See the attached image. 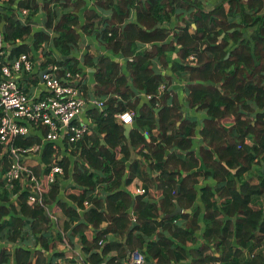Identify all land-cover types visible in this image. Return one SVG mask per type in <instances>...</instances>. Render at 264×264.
<instances>
[{
	"label": "trees",
	"instance_id": "16d2710c",
	"mask_svg": "<svg viewBox=\"0 0 264 264\" xmlns=\"http://www.w3.org/2000/svg\"><path fill=\"white\" fill-rule=\"evenodd\" d=\"M94 1L95 8L86 11L84 0H7L1 9L8 60L21 54L33 59V51H42L44 66L57 67L54 74L63 81L68 72L82 74L83 67H92L96 95L109 97L106 110L89 111L96 126L79 144L86 165L74 164L80 192L71 198L82 210L90 202L91 209L79 214L62 201L60 184L49 185L44 178L45 205L56 204L65 218L56 237L45 209L28 201L29 192L18 183L8 189L4 174L10 161L1 160L0 237L16 245L14 263L54 264L63 258L73 264L62 252L45 253L66 237L71 243L77 237L86 264H123L137 250L156 264H264V0H219L211 10L201 0ZM22 10L30 19L42 16L54 36L24 25L18 18ZM185 13L194 29L191 24L165 28ZM84 37H95L119 59L87 53L79 61L74 53ZM174 54L177 61H170ZM167 80L186 81L187 106L206 114L199 132L198 119L183 116L171 88L159 96ZM79 85L84 91V83ZM141 94L152 98L142 104ZM128 111L136 117L127 136L117 116ZM197 134L198 152L193 149ZM38 141L18 139L16 145ZM56 153L55 146H47L44 165L34 170L38 176L48 173ZM58 165L69 172L65 158ZM198 177L215 185L201 186ZM137 180L145 195L132 194ZM97 186L106 198L87 195ZM177 206L184 213L174 215ZM11 257L0 247V264H11Z\"/></svg>",
	"mask_w": 264,
	"mask_h": 264
},
{
	"label": "built area",
	"instance_id": "2783aa9c",
	"mask_svg": "<svg viewBox=\"0 0 264 264\" xmlns=\"http://www.w3.org/2000/svg\"><path fill=\"white\" fill-rule=\"evenodd\" d=\"M6 3L7 0H0V8ZM28 14V10H22L21 20L24 21ZM48 33L51 38L54 36L53 30H49ZM7 46L4 30L0 26V146L8 150L14 160L4 174V180L11 191L15 189L16 183H21L24 190L29 192L28 201L45 208L49 213L48 207L45 206L44 179L38 178L33 170L22 162L25 156L40 152L41 146L36 144L17 146V139L29 135V128L25 124L30 123L38 130H46L48 142L64 141L70 145H76L95 127L92 121L89 123L79 121L81 115L88 108L103 112L106 110L107 99L97 96L86 98L83 95L82 86L79 85L80 74L68 72L63 81L55 76L57 67L54 66H50L42 76L46 95L39 97L30 95L25 86L16 79V74L29 73L33 70L31 58L27 54H21L13 61L4 63L2 58L7 55ZM47 49L48 45L43 44L41 50L47 51ZM189 61L196 62L194 56H191ZM167 90V84H162L158 90L159 96ZM135 117L134 111L117 116L124 126H132ZM144 133L146 137H149L148 130ZM62 175L63 169L59 165L53 166L46 177L47 184H54ZM137 194L145 195L146 191L144 188L138 189ZM85 205L89 207L87 202ZM67 247H69L68 244ZM145 261V255L138 251L130 256L129 264H145Z\"/></svg>",
	"mask_w": 264,
	"mask_h": 264
},
{
	"label": "crops",
	"instance_id": "0c3cea01",
	"mask_svg": "<svg viewBox=\"0 0 264 264\" xmlns=\"http://www.w3.org/2000/svg\"><path fill=\"white\" fill-rule=\"evenodd\" d=\"M84 1H85V7H86V8H84L85 11L95 8L94 7V4H95L94 0H84ZM201 1L205 5L206 10H211L219 2V0H201ZM1 9H2V7L0 8V16L2 14ZM59 9L62 10L60 7H59ZM19 17L21 20V16H18V18ZM22 23L24 25L30 24L32 26L33 30H35V31H46V32L49 31L44 26V18L42 16H36V17L30 19V14H28V17L25 18L24 21H22ZM184 24H191L193 29L195 28V25L192 24V21L190 20L189 16L186 13L181 14L178 18L173 17L170 22L165 24V28H167L169 30H173L174 28H177L179 26L183 27ZM0 26H1V28H3V25L1 23H0ZM6 51H7V55L4 58H2V61L4 63L11 61V60H8V58H7L10 55L9 46H7ZM87 53H89L94 58H97L101 55H110L111 57H113L109 52H107L105 50L104 46L101 45L95 37H84L82 42L80 43L78 49L75 51L74 55L79 61H82L83 57ZM33 55H34V57H33V59H31V62L33 63V70L29 73L21 72V73L16 74V79L18 80V82L21 85L25 86V89L27 90V92H29L30 95H33L36 97L45 96L47 92L43 86L42 74L44 71H47L50 66L49 67L44 66V64L46 62V58L44 56V53L42 54L41 51H39L37 53H35L33 51ZM113 58H115L117 60L119 59V57H113ZM169 60L170 61H177V56L174 54L172 57L169 58ZM155 63H156L155 67L157 68V70H159L164 77H168L169 74L168 73L166 74L167 70L163 69V66L160 64V62L156 61ZM82 69H83V71H82V74H80V77H81L80 81L83 82L85 85L83 95L86 98H88L90 96H97L96 95V81H95V77H94V73H95L94 68L83 67ZM165 84H167L168 88L169 89L171 88L174 91V93L176 94V96L180 102V105L182 106L183 116L190 118V119H193V120L198 119V121H199L198 122L199 123L198 132H199L203 126V125H201V121L205 118L206 114H205V112H199V111H196L194 109H190L187 106L186 101H187L188 93H187L186 81L185 80H173L172 82H170L167 80L165 82ZM174 93L172 92V94H174ZM140 96H142V98H143L142 104L148 103L150 101V99H148L146 94H141ZM98 98H100V97H98ZM101 99H107L108 100L109 97H105V98H101ZM107 100H106V102H107ZM91 109H94V108L86 109V111L79 118V121H81L83 123H89L90 121H92L95 124V121L92 119V117L89 114V111H91ZM0 115H1V112H0ZM25 125L29 128V135L21 137L19 139L26 140V138H30V139L39 140L35 144L41 146V150L38 153H34V154H30L28 156H25L23 158L22 162L26 163L35 173V171H34L35 169L42 168V166L44 165V163L42 162V159H43L44 153L46 152L47 146L48 145L55 146L57 148V153L53 157V166L58 165L59 162H62L64 160V158L70 163L69 172L68 171L66 172L64 167L59 165L63 169V175L58 177L56 182H58L60 184L62 201L64 203H66L68 206H71L72 208L77 209L79 214H83L84 212L90 210L92 207V204L90 202L86 201L89 204V207H87L85 205V203H86L85 202L84 206L86 207V209L82 210L78 206V203L74 202L73 199L71 198V196H74L80 192L78 189H76L79 187L75 183V180L73 178V174H74L75 162H79L80 165H86L85 161L83 159H81V154L79 153V144L85 138L83 140H81L76 145H70L64 141L48 142V141H46V134H47L46 130H44V129L38 130L34 125H32L30 123H26ZM225 125L228 127V126L232 125V123L229 121H226ZM133 128H134V124L132 125V130H133ZM125 134H126V129H125ZM103 137L104 136H102L101 139ZM201 143H202L201 138H200L199 134H197V136L194 138L193 149L198 152L200 146L202 145ZM247 143L252 144V140L248 139ZM5 157H7V159L10 161V164L14 161L13 157L8 152V150H6L5 148L2 147V150L0 151V162ZM116 157L118 160H120L122 158V155H118ZM137 160L140 161V163L143 165V167L146 166V162L144 160H142V157H137ZM132 161L133 160H130L129 162H127V168L132 166ZM53 166L46 169V171H48V173L45 176H38L36 173H35V175L40 179H44L51 172V168ZM232 170L234 171V169H232ZM263 170H264V168H263ZM252 174H250V176ZM128 175H129V172L127 171L126 176L128 177ZM198 179H199V183L201 186H205V185L214 186L215 185V182L210 180V179H204L202 177H198ZM251 179L253 180V182H256V177L251 176ZM139 180H137L134 183L137 187H136L135 193H132L133 195L134 194L139 195V194H137V190L143 188V183H141ZM146 183H148V182H146ZM18 185H19L21 191H25L24 187L21 183H18ZM148 186L152 187L150 185H148ZM87 195L91 196L93 198H103L104 199L107 197V192L104 190L103 187L97 186L94 190L88 191ZM12 199H13L14 203L17 204V206H18V201H17L18 194H13ZM262 203L264 205V200H262ZM45 206L48 207L49 213L46 211L45 208L44 209L46 211V214L49 216V219L52 222V233H51L52 237H56L57 232H60V233L62 232V228H63L64 222H65L64 215L56 204L45 205ZM177 208L180 209L181 211H183L182 213H184V210L182 208H180L179 206H177ZM178 209H176V210H178ZM179 214H181V213H179ZM106 225H107V223H105L103 225V228H105ZM3 238H4V236L0 237V247L7 249V252L11 253L13 255V257H11V264H15L14 263V249H15L16 245L13 243H9V242L5 241ZM29 243H30V246L36 248L35 243H34V239H31ZM67 244L69 247H67ZM55 252L64 253L65 257L67 259H69V261L70 260L75 261L73 264H86L85 257L83 255V252H82V249H81V246L79 243V238H77V237L74 239L73 243L70 242L69 237L68 238L66 237L63 241L58 243L55 250H52L51 253H48V254L45 253V255L47 257H51ZM135 252H138V250ZM129 261H130V259H127L126 261L123 262V264H129ZM54 264H64L63 258H59V259L54 260ZM145 264H156V263H154L153 261H151V263H148V261L146 260ZM179 264H191V262H190V260H187V261H184V262L179 263Z\"/></svg>",
	"mask_w": 264,
	"mask_h": 264
},
{
	"label": "water",
	"instance_id": "95a60500",
	"mask_svg": "<svg viewBox=\"0 0 264 264\" xmlns=\"http://www.w3.org/2000/svg\"><path fill=\"white\" fill-rule=\"evenodd\" d=\"M46 72H47V71H44L43 74L46 73ZM43 74H42V76H43ZM125 129H126V135L128 136L129 133H130L131 130H132V126L125 125ZM177 209H178V208H177ZM182 212H183V211H181L180 209H178V210L175 211L174 215H177V214L182 213ZM186 213H191V211H187ZM135 227H136V223H134V224L131 226L130 231H132ZM125 242H126V240H125ZM129 256H130V252H129Z\"/></svg>",
	"mask_w": 264,
	"mask_h": 264
}]
</instances>
